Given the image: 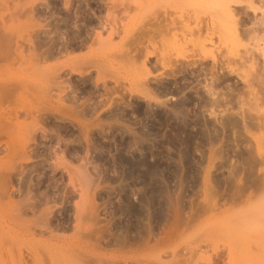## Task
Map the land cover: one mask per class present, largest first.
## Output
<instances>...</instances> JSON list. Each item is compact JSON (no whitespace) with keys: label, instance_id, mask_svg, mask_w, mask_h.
<instances>
[{"label":"bare ground","instance_id":"bare-ground-1","mask_svg":"<svg viewBox=\"0 0 264 264\" xmlns=\"http://www.w3.org/2000/svg\"><path fill=\"white\" fill-rule=\"evenodd\" d=\"M114 1H115V3H114ZM139 1L141 2V0H139ZM199 1H201V0H199ZM246 1H248V3H249L251 0L250 1L246 0ZM68 2H69V0H64L62 5L60 4L61 8L64 7V10L61 12V16L59 15L60 17L57 20H55V22L53 21V23H51L50 31L44 32L45 35H40V32L37 29H34V30L31 29L32 31L29 29V31L27 33L25 32L26 34L24 33L25 35H23V36H21V35L14 36L15 39L13 40V35H11L12 31H11V33L8 32L7 30H9V29H7V26H6L7 30H5V28L3 26L4 24L0 23V66L3 64V62L7 58H9L8 56H9V54H11V52H10L11 49L12 50L16 49L18 51H21V49H17L18 48L17 43H18V37H19V38H22V40L28 41V43H29V44H27V51L29 52V54L26 51L27 53H25V55L26 54L27 55L24 58V57H22L23 55L20 52L22 55L20 57L22 60L21 62H23V61L26 62V64H27L26 67H27V69H29L28 71H32L29 74L27 73L28 75L25 76V79L22 78L21 80H18V81L13 80V82L11 81V79H8L9 77L6 78L4 76V74L1 73V75H0V77H4L2 80H0V139L2 137H6V135L9 133L8 128H9V124H10L11 120H10V115L7 114L6 110L11 107L10 103H8V100L10 99V97L13 96L14 92L22 91L23 93L22 92L21 93L25 94L28 99L33 98V95H34V97H36L35 100L39 98L37 100V102L40 101L39 103H37V102L35 103V104H38L35 107L30 108V109H26V110L24 109L25 111L23 114L26 116L28 115L29 117H27V118H30L31 121L29 122V124H27V125L25 124V126H24V128L26 127L27 130L26 129L24 130L25 134L24 133L23 134L25 136L23 135L24 139L20 142V144L17 143L18 145H16V144L11 145L9 142H3L1 144L0 149H1V151H5V149H8L9 157H10V155L12 156V154L14 155L17 152L19 155H21L20 153L23 152L22 148L27 147V144H29L28 142L34 140V136H36L35 130L39 129L36 126L37 123L40 122V123H42L41 125L45 124L48 126L49 124H51V125L55 126V132L60 135L61 132L64 131V128H65V127L62 128L61 124H63V123H61V122H63V120H65V119H68V122H69V119H71V120H75L77 122L82 123L83 129H82L81 134L83 136H85L86 129L89 128L90 125L95 124V125H99L101 127L104 125L107 129H110V130L114 129L113 135L115 133H117L119 135L118 137H120V139L122 141V145L126 149L133 150L131 148H133L134 146L139 147L138 153H140V154L137 155V157L134 158L133 160H129V162L126 161V163H127L126 165L120 164L121 166L119 167L118 170H115V172H116L115 174H113V175L112 174L107 175L106 173L104 174L105 169H103L104 172L101 171L98 175V179L101 178L100 181H103L104 183H109L110 181L115 182L113 185H111V187L109 186L111 193L108 192L105 195V202L108 203L110 206V204L112 202L109 201L108 199L111 197L112 194L115 197H117V200L119 201L118 204H116V206H114L110 210V212L108 214L109 216L106 219H104V222H103V220H100L99 215L97 214V206L94 203L91 204L90 207L88 206L89 209H88V207L86 208L87 205L84 203L83 204L86 206H84V205L82 206V204H80V203L79 204L75 203L76 208L74 207L75 208V217H76L75 221H77L76 222L77 228L79 225H81L82 220H83L82 224L85 223L84 219L88 220V221H86L87 223L89 221L91 223H90V225H88L89 230L87 231L86 234H84V237H86V244L88 245V250L84 253H70L71 256L73 257V261L75 259H76L75 261L78 260L77 262H75L78 264H108V263L110 264L111 262H113V259H103L102 258L103 254L101 251L104 248L113 247L118 252H123V251H127V252L129 251L130 252L132 250L137 251L139 249H143V250L149 249V250H157L158 251V249L166 247L167 243L170 241V238H172L171 234L173 232L177 231L178 229L181 230L182 228H184V229L188 228L190 225L192 226V223H194V221L199 219V216H200L199 213L200 212L206 211L207 209L213 210L214 209L213 207L217 205V198L219 196L222 197V199H232L233 200L232 203H237L236 201H238L241 198V196L244 194V192H245V190L249 184H250L249 186H252L254 184L259 183L258 180H255V177L251 178L252 177L251 176L250 178L252 180L253 179L254 180L252 181L248 177L249 181L251 182L248 184V178H246L245 176H244V178H242L243 176L242 177L239 176L240 171L242 173L241 164L245 163L244 164L245 166L248 165L249 163L247 162L248 160L246 161V159H247V157L251 158L252 155L249 156L247 154V151L246 152L243 150L235 151L233 149V147L238 145L237 143L234 144L235 141L242 142L243 140H245V138L243 136L244 134L242 132L248 126H253L252 120L254 117H252L251 115H247V114L243 113L244 114L242 116L243 122L241 121L239 123V121L237 120L236 117L234 118V117H230V116H225V117L220 118V121L217 122L218 124L215 123L216 120L214 117V111L218 110L217 107L223 105L222 104V98H220L219 94L216 92L215 89L219 84H221L223 81H225L228 78L226 73L225 74H222V73L219 74L218 71L216 70V68L217 69L220 68L223 65V63L227 61L226 63L228 64L230 69L227 66L226 67L231 72V70H232L231 68H233V66L235 64H239V62H236L237 60L235 61L231 56H229V57H231L230 59H228L229 58L228 56H227L228 58H226L227 54L230 55L229 53H231V51L234 52V50H236V49L230 50L231 49L230 47H228V48H230L229 51H227L228 48L226 50L223 49L227 52V54H224L225 55L224 56L223 55L224 51H222L221 48L217 47V45H220V44L223 45L224 40L220 41L223 37H225L224 38L225 40H230L229 38L231 37V40L234 39L233 42H236L237 38H239L240 36H243L242 38L245 37V39H247L246 38L247 35L248 36L250 35L252 37L251 40L255 39L256 37L253 38L254 35H252V33L249 32L250 30L248 31V29H245V28H247V26H245V22H247V20H248V19L246 20L247 16H245L246 11L243 9V7L241 5L238 4V3L242 2V0H204V1L202 0V2H199L200 4H202L201 8L203 7V5H205V7H203L204 9L207 8V6H206V3H207L210 6V7H208V11L211 8V6H212V8L215 7V10L218 9L217 12L219 10H221V12L219 11L221 13L220 14L221 16L219 15L220 17H218V15H217L219 12L217 13L214 11L215 16H214V14L211 15L214 12L209 11L210 12L209 14H208V12H206L208 14V17L206 20H205L206 16L205 17L202 16L203 18H201L200 17L201 11H199V14H198V10H195L194 8L191 9L192 11L190 10L193 13H190L189 10H187V11L185 10L186 11L185 12L183 10L184 8L182 9V11H183L182 12L180 10V7H179L181 5V2H182L181 0H144L143 1L144 4L141 2V4H143V6H141L142 7L141 9H143V8L144 9L143 10L138 9L139 12L140 11H142V12L140 14L137 13L138 16L136 13H135L136 15H134L133 17L129 16L128 19L133 18L130 20L131 22H129V20H127L129 23L126 21L127 24H125V23H124V25L119 24V26L121 25L120 27L117 26V22H116L118 20V18H117V15L119 14L118 10H120L121 7H122V9L128 8V10L125 9L128 12L129 9H131V8H129L130 7V4H129L130 0H129V2L125 1L126 6H125L124 2H122V3H124V5L122 3H121L122 5H121L119 0H113L111 5L108 7H105L108 4L105 5L104 0H75L74 6H73L74 10H72L73 12H70V11L66 12L67 10H65V8L67 7ZM183 2H184V0H183ZM188 2L189 1H187V3ZM89 3L91 6H94L93 11H94V8L98 12L103 11L104 7H105L104 9L107 8V10H105L106 13H105L104 21L100 19V15H98V14L96 16L94 15L95 18L91 17L87 14L86 10H87V6H89ZM132 3L134 5L135 2H132ZM138 3L136 2V5ZM156 3H158L159 6L158 5L153 6V4L155 5ZM233 3H236V4H233ZM119 4L121 5V7ZM128 4H129V6H128ZM118 5H119V7H118ZM138 6H137V8L140 7V6L139 7ZM152 6L156 7V8L159 7V9L155 8L154 9L155 11H154ZM231 6L234 7V10L230 8ZM175 7H179L178 8L179 11ZM168 8L169 9L175 8V9H177V11L179 13L176 12L177 16H174L172 14H175V13L170 12L168 10ZM125 10H122V11L120 10V11L125 12ZM160 10H162V11H160ZM194 10L197 13H195ZM213 10H214V8H213ZM150 11H152V12H150ZM28 12H30V13H28ZM27 13L29 14L28 15L29 17L28 18L26 17L27 20L28 19L30 20V16L38 18L41 15L40 10H37V9H32V10L30 9V10L26 11V15H27ZM13 16H16V15H13ZM46 20H48V19H46ZM28 21H27V23H28ZM32 21L33 20H31L29 22H32ZM105 21L109 22V24H107L108 25L107 30H106L107 33L105 36L103 35L104 36L103 37L100 30L102 29V31H103V28L105 29V26H103V24H105L104 23ZM255 23H253V24H255ZM257 23H260V22L257 21ZM31 25L34 26L36 24L32 23ZM47 25H49V24H47ZM222 26H225V27L227 26V27L226 28L225 27L220 28ZM27 27L29 28V26H27ZM27 27H26V29H27ZM94 27H100L99 28L100 30L95 31ZM218 28L221 30V32H220L221 34L225 29V31H224L225 33L223 32L222 35L221 34L219 35L220 30L219 31L216 30ZM231 29H232V31H230ZM226 30L227 31L229 30V34L231 35L230 37L227 35L228 32ZM233 31H235V32H233ZM237 31H239V34L236 33ZM251 31L253 32L252 28H251ZM214 32L217 33V35ZM230 32H232V33H230ZM15 33H17V32H15ZM118 33L122 34L120 36V39H119L120 43L119 42L115 43V44H117V45H114V47L116 46V48H115L116 53L112 52V53H114V55H112V56L116 57L120 61V63L130 65V68H133V66H134L133 70L137 69L136 71L134 70L135 76H134V79L131 80L133 83H131L129 81L130 82L129 87L127 86L128 89H126L125 91L127 94H136L138 96H141L142 98H144V102L139 103V104L135 103L134 105H131V102L125 100L120 104L122 106V104L125 103L126 105L131 106V108H129L128 112L124 108L119 107L116 104V106L112 110H110L109 112H106V113L101 112L102 114H97L98 110L101 107H103L110 100L113 99L112 96L114 94L119 93L120 99L122 100L123 99V93L121 90H124V89H122V88H121V90L119 89L120 85H119L118 76L119 77H121V76L119 74H117L116 71H114L115 69L113 70V68L111 67V64L105 63L106 64V66H105V64L103 62L101 63L100 61H98L95 58V56L93 55L94 52H93V50L90 49V47L93 44H94L93 46L96 45V47H98L100 45H102V47H103V45H105V44L106 45L108 44V46L112 45L113 44L111 41L112 36H114L115 34L117 35ZM213 33L217 36L216 41L219 42L216 46H214V44H212L213 41H210L212 39L211 37L215 36V35L211 36V34H213ZM233 33L235 35H232ZM17 34H19V33H17ZM91 35H94V36H91ZM236 35L237 36L240 35V36L236 37ZM221 36H223V37L221 38ZM232 36H235L236 39H235V37H232ZM219 37H220V39H219ZM170 38H172L171 41L175 40L174 42H171V44L173 45L172 48L175 45L178 46V47H174L173 50H171L172 49L171 47H169V50L166 49V48H168L167 45L169 44L168 42H169ZM175 38L176 39L179 38L178 40L180 42L178 40H177L178 41L177 42ZM165 39H167L168 44L166 43V41H164ZM249 39H250V37H248L247 41ZM205 40L206 41L209 40L208 41V42H210L209 44L210 45L212 44L213 46L207 47L205 44V42H206ZM204 45H205V47H207L208 49L210 48L211 50L204 48ZM108 46H107V48L111 49V46H109V47ZM117 46H118V48H117ZM226 46H225V48H226ZM212 47L218 48V49L217 48L215 49L216 51L218 50V54H219V49H220L222 56H221V54H219V55L217 53L215 54L214 52H216V51L214 49H213L214 50L213 51ZM84 48L89 49V51L82 52V53L77 54V55L74 54L77 51H81ZM249 48L250 47L245 48V50H243L244 53H246L247 51H250ZM165 49H166L168 55H167V53H165L166 52ZM174 49H176L175 55L173 54V56H171V57L175 58V56H176V58L171 59L169 54L172 55V53H174V52H171V51H175ZM246 49H248V50L246 51ZM152 53H154V55L156 53L157 56L156 55L155 56L157 58L154 57L156 59V60L153 59L154 64L152 62L153 65L151 64V66H148V64H147L149 62L148 59L152 58V55H153ZM244 53H241V54H244ZM246 54H248L249 56L252 55V54L250 55L249 52H247ZM246 54L243 55L245 58L244 60L246 61V58H247V61H249L251 59V57H249L250 58L249 59L248 55H246ZM16 55H18V54H16ZM55 55L63 56L64 58H62V60H60L59 62L57 61L56 63L48 65L46 63V61L52 59ZM217 55L219 57H217ZM220 56H221V58H220ZM223 56H224V58H222ZM20 57L18 55L17 58L19 59ZM145 57L148 58L147 59L148 61L145 59ZM180 57H182L183 59H186V60H182V59L178 60L177 58H180ZM209 57L212 60V61L211 60L209 61V62H211L210 65H208L207 67L205 65H203L204 67H202V71H200V72L203 74H205V72H208L210 75L209 76L210 81H208L207 84H204L202 86V88L204 87V89H201L200 86L202 84L201 85L198 84L200 82L198 80V77L200 78L201 73L195 72L194 69H193L194 72H191L192 69L191 70L189 69L190 71H188V68L191 67L190 66L191 64H192L191 68L196 67V65H197V67H199V65H201V63H203V59L204 58L207 59ZM239 57L242 58V56H239ZM218 58L221 59V61L218 60ZM222 59H224V60H222ZM226 59H228V60H226ZM231 59L233 62H236L235 64H232L233 66L231 65L232 67H230V65H229V64H231L230 63ZM155 61H156V64H155ZM242 61H243V58H242ZM242 61H240V64H239L240 66H243V64H245V61L244 62H242ZM250 61H252V60H250ZM18 62H20V59L18 60ZM184 62L186 64H187V62L190 63V64H187V67L188 66L189 67L186 69L184 68L186 66V64ZM183 63L185 64L184 66H183ZM249 63H250L249 67L251 68L253 66V63L252 62H249ZM15 64H17V63H15ZM15 64H13V65H15ZM36 64H38V65L35 66ZM103 64H104V66H103ZM193 64H195V66H193ZM135 65L138 68H135ZM158 65L160 68H163L162 74L166 76L165 77L166 80L165 81H162V79L161 80L158 79L157 81L154 80L153 81L154 86L150 87L149 86L150 78H146V76H148L151 73V71H150L151 68H154L155 66L157 67ZM38 66H40L41 68ZM110 67H111V69H110ZM235 67L238 70L237 65H235ZM235 67L233 68L234 71H236ZM249 67L245 66L244 69L242 67V70L243 71L245 70L242 73H244L245 75L242 74V75H240V77L242 76L243 80L246 82V79H244V78H246L247 74L249 73L248 76L251 75L252 77L249 78L247 82H251L250 84H253V85H255V83H256L257 84L256 86H260V84H262L264 82L263 81L264 76H262L263 71L260 72V70L255 69L256 71L252 73L251 71H249V69H250ZM92 68L95 69L94 76L91 74ZM252 68H254V67H252ZM35 70H36V72H33ZM233 70H232V72H233ZM240 70H241V67H240ZM138 71L140 73L137 75ZM247 71H248V73H247ZM112 72H114V73H112ZM131 74H129V75H131ZM155 75H157V73ZM263 75H264V73H263ZM75 76L77 77V79H75L76 78ZM91 76L93 77L92 81H90ZM258 76H262V77L258 78ZM11 77H13V76H11ZM109 77L114 82V85L110 86V87H106V84H105L106 79L105 78H109ZM126 77L127 76H125V78ZM135 77H137L136 81H135ZM250 79H251V81H249ZM100 80L103 83V88H101L99 86V84L97 83ZM253 80H256V82ZM258 82H261V83H258ZM186 84H190V85H186ZM197 84H198V86L200 85L199 86L200 88L197 86ZM248 85H249V83H248ZM253 85H251L250 87L253 88L254 87ZM252 88H250V89H252ZM189 89H191V90H189ZM259 90L260 89H258V92H259ZM51 91H53V93L55 95L57 94V96L55 97V95H53V93H51ZM33 92H36V93L33 94ZM252 92L253 91H251V93ZM258 92L256 90L254 92V94L256 95V93H258ZM21 93H20V95H21ZM254 94H252V95H254ZM164 95H168V96L170 95V97H172V100H173L172 104L167 109L160 107L161 106L160 104H165L163 100H160V103L159 102L157 103L158 96L162 97ZM51 96H53V98H55V99L53 100V98ZM168 96H166V97H168ZM226 97L228 98L229 102H232V99H234L232 97V95H230V94L226 95ZM255 97L259 98L258 96H255ZM49 98H51L52 100H50ZM260 98H261V96H260ZM159 99H160V97H159ZM24 100H26V98H24ZM235 100H237V99H235ZM31 101L32 100H30V102ZM23 102H25V101H23ZM26 102H28V101H26ZM114 102H116V101H114ZM5 103H7V104H5ZM28 106L31 107L30 105H28ZM205 107H207V109H208V114L206 116H204L202 113V108H205ZM12 112H14V111H12ZM15 113H13V114H15ZM51 119H53V120H51ZM258 122L259 121H257V123ZM190 124L192 125L191 129L189 128ZM263 124L264 123H262L260 125L261 128L263 127ZM165 126H169L168 128H170V126H171V130H173L175 132V135L163 134L164 132L162 131V129ZM257 127H258V125H257ZM258 130H260V129H257V131ZM41 132H44V131H41ZM178 132L183 133L182 141L186 142V146L191 145V139L194 136L200 137V139H202L206 143V146L208 145L207 146L209 149L208 152L210 151V153H212L211 154V155H213L212 157L217 156L218 158L222 159V161H220L221 167H223V165H225V167L230 166V168H231V169H229V172H228L229 176H227V177H225V176H215V177L211 176L209 178V177H206V175L209 176V174H206L207 172H205V174H206V175H204V177H205L204 181L205 182L202 181L204 183L203 186L205 185L204 186V192H207L205 194V202L203 203V205H200L198 203H196L198 205H193L191 203L187 214L184 213L186 215L182 214V211H181L182 205H180L178 203L179 200L178 201L176 200L177 202L173 201V203L170 202V195H169V192L167 189V179L165 178L164 175H162V171H160V169L158 170V168H157L158 167L157 164L160 163V160L165 158V154L163 153L161 156L164 158H160V160H158V161L152 159L153 161L151 162L150 159H147L148 156L149 157L151 156L150 152L152 151V147L155 146L154 145L155 139L162 141V143L165 147L166 141L176 142L179 139L177 137ZM250 133H251V130H250ZM259 134H261V133H259ZM262 138H264V136ZM113 141H115V140H113ZM223 141L225 142V144L222 143V144L217 145L218 143H221ZM29 147H31V146H29ZM29 147H27V148H29ZM229 149L234 152L233 158L235 160L234 159L233 160L236 161L237 163H239L240 167L236 166L234 164L235 162L232 163L233 161H231L229 156H223L225 153L224 154H222V153L225 150L228 151ZM19 151H20V153H19ZM76 151H77V149H76ZM193 152H194V150H193ZM160 153H159V156H160ZM127 154H128V152H127ZM8 155H7V157H8ZM27 157H29V156H27ZM262 159H261L260 163H262ZM103 161H104V159H103ZM113 161H115V160H113ZM6 162H7V164L3 165L2 169L0 170V188L2 187V190L0 189V191H1L0 195H3V196H4V193H6L8 191L7 190L8 185H9L8 182L10 180L9 170H11V168L14 165V164H11L12 162L8 163L7 160H6ZM244 165H243V167H244ZM111 171H112V169H111ZM72 173L70 172L69 174H67L69 177L67 176L66 178H69V181H70L72 179V176H75L74 178H76L78 180L77 182H79V186H80L79 188L81 189L80 191H82V189H83V191L85 190V192H87L86 189H88V191L90 192L89 189L94 190L98 186V182H92V177L85 170L84 165L78 172H76L77 174L76 173L72 174ZM75 174L77 175V177ZM176 177H178V176H176ZM29 180H30L29 178L26 180L28 182V185L26 184L25 188L23 189V191H24L23 194H24L25 199L23 200V202L21 201L22 203L19 202L20 204L15 206L13 208V210H14V212H18V213H20V211H21V213L23 211L25 213L29 210L32 213L33 218L29 219V226L27 228H31L28 230H32L31 232L33 235L36 232V230H35L36 227L37 228L39 227L41 229L42 228L43 229L44 228H46V229L50 228L52 220H51V216L49 217V215L51 213V206H49V202L50 201L56 202L57 197L54 198V195L48 196L46 193H44V191H37L38 190L37 187L32 189V187L29 185ZM69 183H73V180H71ZM135 184L138 185V193L136 195L137 199L136 200H133V199L130 200L129 196H128V192L132 193V186ZM90 185H92V187L89 188ZM108 185H110V183ZM55 186H56V184H55ZM259 186H261V185H259ZM5 189L7 191H5ZM65 189L66 188H62L60 190L61 194L58 195V200H59V198H62V196L65 195V193H66V191H64ZM106 191H107V188H106ZM30 193H33V194H30ZM29 194H30V196H29ZM67 194H68V192H67ZM7 195H5V196H7ZM249 196H250V194H249ZM2 198H4V197H2ZM156 199H157V201H155ZM62 200H61V203H62ZM66 202H68V201L66 200ZM154 204H158V207H159L158 216L154 215L152 212ZM62 206H63V204H62ZM87 209H88V211H87ZM68 210H69V207H68L67 211ZM86 212H88V213L86 214ZM65 215H67V214H65ZM157 218H158V221H157ZM76 226H74V227H76ZM157 228L159 229V232L156 230ZM50 229H52V228H50ZM38 230L39 229H37V231ZM49 231H51V230H49ZM29 234H30V232H29ZM77 234H79V233H77ZM174 235H175V233H174ZM50 237L51 236H49V238H47V239H50ZM55 237H57V236H55ZM81 237H82V235H81ZM58 239H61V238H58ZM62 239H64V238H62ZM80 239H81L80 237H76V240H80ZM46 241H48V240H46ZM207 241H209V240H207ZM70 242H69V245L71 248L72 247L71 245H74L73 244L74 241H72L71 243ZM60 245H61V243H60ZM194 247H196V246H194ZM136 248H137V250H135ZM36 250H37V248L34 249V251H33V249L30 250V252L33 251V252H31L32 254L30 257L31 259H33L32 257H34L33 260H35V258L37 256H39V253H36ZM186 250H187V252H194V251H196V248L194 251H192L193 247H192V250H190L188 248ZM212 250H211V252H212ZM227 252H228V250H227ZM33 253L36 255H34ZM159 253H160V251H159ZM219 253L220 252L216 253V255L217 254L219 255ZM187 254H189V253H186V256L185 255L180 256V254H179V256L177 257V255L175 253V255L177 257V258H175L176 264H191V259H192L194 253L192 255H191V253L189 255H187ZM196 254H198V253H196ZM206 254H207L208 258L211 259L210 255H208L207 252H206ZM172 256H174V253L172 254ZM199 257H202V256L199 255ZM203 257H205V256L203 255ZM213 257H215V256H213ZM160 258L157 256V258L155 257V260L157 259L156 260L157 262L156 261H151V262L146 261V263H144V264H171V260L169 261L170 258H168V261H166V259L160 260ZM37 259L35 260L36 263H37V261H39V258H37ZM128 259H129L128 256L127 257L123 256L122 262L120 264H129L128 261L132 260V259H129V260ZM196 259H197V257H196ZM210 259L206 260L208 262L206 264H209L210 262L213 264L214 261L212 260L213 261L212 262V261H210ZM153 260H154V258H153ZM40 261H41V259H40ZM44 261H45V259H43V262ZM50 261H51V259H50ZM46 262L48 263V259L46 260ZM46 262L45 263L41 262V264H46ZM138 262H139V260L136 261V259H135L134 264H141L142 263V262L141 263L140 262L138 263ZM203 262H204V260H203ZM36 263H34V264H36ZM228 263L230 264V262H228ZM37 264H39V263H37ZM193 264H195V263H193Z\"/></svg>","mask_w":264,"mask_h":264},{"label":"rangeland","instance_id":"rangeland-1","mask_svg":"<svg viewBox=\"0 0 264 264\" xmlns=\"http://www.w3.org/2000/svg\"><path fill=\"white\" fill-rule=\"evenodd\" d=\"M104 1H105L104 2L105 5L108 4L106 6L104 5L105 7L110 6L111 3L113 2V0L112 1L111 0H104ZM125 1L129 2V0H119L120 4L122 2L125 3ZM143 1L144 0H141L142 3H143ZM181 1H182L181 5L183 6V7L181 5L179 6L181 11L183 8H184L183 9L184 11L185 10L190 11L192 8H194L195 10H198V14H199V11H201L200 12L201 18L206 16L205 20L207 19L208 14L210 12H214V11L217 12V10H218L217 8H216L217 10H215V7H213L214 8V10H213V8L211 6L212 9L210 8L209 9L210 12H209L208 7H210V6L207 3H206L207 8L204 9L203 7H205V5H203V7H202L203 9H202L201 8L202 4L199 3V2H202V0L201 1H199V0H187V1H189L188 3L186 0H184V2H183V0H181ZM63 2H64V0H0V23L4 24L3 26H4L5 30L9 29V30H7L8 32L11 33V31H12L11 35H13V40L15 39L14 36H16V35L23 36L29 31V29L30 30L31 29H33V30L37 29L40 32V35H45L44 32L50 31L51 23H53V21L55 22V20H57L61 16V12L64 10V7L61 8V5ZM74 2H75V0H71V1L69 0L67 7L65 6L66 7L65 10H67L66 12H69V11L73 12L72 10H74V7H73ZM130 2H129V4H130L129 8H131V9H129L128 12L126 11V10H128V8H125L126 9L125 10V9H122V7H121L122 4L124 5V3H122L121 5L119 4L121 7L120 10L121 11L125 10V12L123 11L124 12L123 13L120 10H118L119 11V14L117 15L118 20L116 21L117 26H119V24H121V25H124V23L127 24V22H128L127 20H129V22H131L130 20L133 18L128 19L129 16L133 17L137 13L140 14L142 11L139 12V10L144 9V8L141 9L142 8L141 6H143L144 3L141 4V2L139 0H130ZM132 2H135L134 5ZM136 2L137 3L139 2V3L136 5ZM114 3H115V1H114ZM129 4H128V6H129ZM233 4H236V3H233ZM238 4L241 5L243 7V9L246 11L245 16H247L246 20L247 19L248 20H247V22H245V26H247V28H245V27L244 28L248 29V31L250 30L249 32H251L252 35H254L253 38L254 37H256V38L251 40L252 37L250 35L249 36L247 35V37H246L247 39H248V37H250V39L247 41V39H245V37L242 38L243 36H240V35L237 36L236 35V37L240 36L239 38H237L238 41L236 40V42H237L236 43V42H233L234 39L231 40V37H230L231 35L229 34V30L228 31L226 30L228 32L227 35L230 37L229 38L230 40H225L224 39L225 37L221 36V38L222 37L223 38L220 41L224 40L223 41L224 46L222 44H220L221 46L217 45L219 42L216 41L217 40V38H216L217 33H215L216 31L214 32L216 35L214 33L211 34V36H213V35H215V36L211 37L212 39L210 41H213V43L212 42L211 43L214 44V46L217 45V47L221 48L222 51H224L223 55L227 54V52L225 50L228 47H230L231 49L228 48L227 51H229V49L230 50L236 49V50H234V52L231 51V53H229L230 55L227 54L226 58L231 56L235 61L237 60L236 62H239V64H240V61H242V58H243L242 62L245 61L244 60L245 58L243 55L246 54L247 52H249V54L250 55L252 54L253 56L252 55L249 56L248 54H246V55H248V58L251 57V59L250 58L249 59L252 61H250L249 59H248L249 61H247V58H246L247 62L245 61V64H243V66H240L239 64H235L236 62H233L231 59L230 60L231 64H229L230 67L233 66L232 64H235V65H237L238 70L236 69V67L234 65L233 68L235 67L236 71H234L233 68H231L233 70V72H232V70L230 72L229 71L230 68H229L228 64L226 63L227 62L226 60L231 58V57H229L228 59L225 60L226 62L223 63V65H222L223 67L221 66L218 69L216 68V70L218 71L219 74H221V73L225 74L226 73L228 78L225 81H223L221 84H219L215 89L216 92L219 94L220 98H222V104L223 105L217 107L218 110H215L216 112L214 111V117L216 120L215 121L216 124H218L217 122L220 121L221 117H225V116H230V117H234V118L236 117L237 120L239 121V123L242 121V116L244 115L243 113H245L247 115H251L252 117H254L252 120L253 124L251 123L253 126H248L242 132L244 134L243 136H244L245 140H243L242 142L235 141L234 144L237 143L238 145L233 147V149L235 151H239V150H243L245 152L247 151V154L249 156L252 155V157H253V158L247 157L246 161L248 160L247 161L249 163L248 165L245 166L244 165L245 163L241 164L242 173L240 171L239 176L240 177L243 176L242 178H244V176L246 178H248V177L250 178L251 176H252L251 178L255 177V180H258L259 183L254 184L252 186H249L250 185L249 183H251V182L249 181V178H248V184H249L247 186L248 189L246 188V190H245L244 194L241 196V198L238 201H236L237 203H232V201H233L232 199H222V197L219 196L217 198V205L213 207L214 209L212 208L213 210L207 209L206 211L200 212L199 213L200 214L199 219L194 221V223H192V226L190 225L191 227L189 226L188 228H185V229L182 228L181 230L178 229L177 231L173 232L171 234L172 238H170V241L167 243L168 246L166 245V247L160 248V249H158V251L157 250H149V249L148 250L144 249L145 250L144 251L143 249L137 250V248H136L135 250H137V251L132 250L130 252L129 251L128 252L127 251L118 252L113 247L104 248L101 251L103 254L102 258L103 259H113V262H111L112 264H120L122 262L123 256L124 257L128 256L129 259H132V260L128 259L129 264H134L135 259H136V261L139 260L140 263L142 262L141 264L146 263V261H148V262L149 261L150 262L156 261L157 259L155 260V257L157 258V256L159 258L161 257L160 260L166 259V261H168V258H170L169 261L171 260V264H173L174 262H175L174 264H176L175 258H177L179 256V254H180V256L181 255L186 256V253H189V254L191 253V255L194 253L193 257L191 259V264H193V263H195V264H206V263H208L206 260L210 259V258H208L206 252L211 257L210 261H212V260L214 261V262L212 261L213 264L214 263L215 264H229L228 262H230V264H264V138H262L264 136V134H263L264 133V131H263L264 130V128H263L264 124H263L262 128L260 126L262 123H264V84H263L264 82L262 84H260V86H256L257 85L256 83H255V85H253V84H250L251 82H247L248 79L252 77L251 75L248 76L249 75L248 71H247V73H248L247 77L245 76L246 78H244V79H246L247 83L243 80L242 76L240 77V75L244 74L242 72L245 71V70L244 71L242 70V67H243V69L245 68V66L249 67L250 66L249 62H252L253 66L252 65L251 66L254 67V68L249 67L250 68L249 71H251L253 73L256 70H260V72L263 71V73H264V0H251L249 3L246 0H242V2H240ZM119 5H118V7H119ZM156 5L159 6L158 3H156L155 5L153 4V6H156ZM125 6H126V3H125ZM137 6L139 8H137ZM153 6H152V8L154 10L156 7H153ZM93 7L94 6H91L89 3V6H87V10H86L87 14L91 17H94V18L98 14V15H100V19L104 21L105 13H106L105 10H107V8L104 9L105 8L104 7L103 11H101L102 12L101 13V12H98L95 8L93 11ZM179 7H175V8L178 9ZM175 8H171V9L168 8V10L172 13H175L172 15L177 16V13H179L178 12L179 9L177 11V9H175ZM230 8L234 10L233 6H231ZM30 9L31 10L32 9L40 10V14H41L38 18L30 16V20L29 19L28 20L29 21L33 20L32 22H29L27 20V18L29 17L28 13H30V12H28L26 15V11H28ZM156 9H159V7ZM195 10H194V12L197 13ZM152 11H150V12H152ZM160 11H162V10H160ZM191 11H190V13H193ZM219 11L221 12V10H219ZM206 12H208V14ZM215 12L212 13L211 15L214 14V16H215ZM220 12L217 14L218 17L221 16ZM138 14H137V16H138ZM13 15H16V16H13ZM46 19H48V20H46ZM27 21H28V23H27ZM257 21L260 23H257ZM32 23H34L36 25L32 26L31 25ZM104 23L105 24H103V26H105V29L103 28V31H102V29L101 30L99 29L100 27H94L95 31H97V30L101 31L102 36L106 35V33H107L106 30H107V26H108L107 24H109V22L105 21ZM253 23H255V24H253ZM47 24H49L50 26ZM6 26H7V29H6ZM27 26H29V28ZM26 27H27V29H26ZM224 27L225 26H222L220 28H224ZM251 28L253 29V32L251 31ZM216 30L219 31L220 29L218 28ZM224 31H225V29H224ZM230 31H232V29ZM15 32H17L19 34L15 33ZM220 32H221V30L219 31V35L221 34ZM223 32H222V34H223ZM233 32H235V31H233ZM230 33H232V32H230ZM236 33L239 34V31H237ZM117 35L115 34L114 36H112L111 41L113 44L109 45V46H111V49L107 48L108 44L107 45L105 44L106 46L103 45V47H102V45H100L101 47L100 46L96 47V45L93 46L94 45L93 44L90 47V49L93 50V52H94L93 55L95 56V58L98 61H100L101 63L103 62L104 64L105 63L111 64V67L113 68V70L115 69L114 71H116L117 74H119L121 76V77L118 76L119 85H120L119 89L120 90H121V88L124 89V90H121L123 93V99L122 100L120 99L119 93L114 94L112 96L113 99L110 100L106 105L101 107L98 110L97 114H102L101 112H103V113L109 112L110 110H112L116 106V104L119 107L124 108L128 112L129 108H131V106L126 105L125 103H123L122 106L120 104L125 100L131 102V105H134L135 103L139 104V103L144 102V98H142L141 96H138L136 94H127L125 91L126 89H128L130 82L133 83L131 80L134 79V76H135L134 72L137 69L136 70L134 69L135 70L134 71L133 70L134 66H133V68H130V65L120 63V61L116 57L112 56V55H114V53H112V52H115V48H116V46L114 47V45H117L115 43L119 42L120 36L122 34L118 33ZM232 35H235V34L233 33ZM91 36H94V35H91ZM232 37H235V36H232ZM236 37H235V39H236ZM171 39L172 38H170L169 42L167 41V39L164 40V41H166V43L167 42L169 43V44L167 43L168 45L166 44L168 47L166 49H168V50H169V47L172 48V46H173L171 44V42L175 41V40L171 41ZM178 39H176V41ZM219 39H220V37H219ZM208 41L209 40H207L205 42L206 46L207 47L213 46L212 44L210 45L209 44L210 42H208ZM27 44H29L28 41L22 40V38L18 37V43H17L18 48L17 49H21V51H18L16 49H14V50L11 49V51H10L11 54H9V56H8L9 58H7L5 61L3 60L4 62L2 61L3 64L0 66V75H1V73L4 74V76L6 78L9 77L8 79H11V81L13 82V80L18 81V80H21L22 78L25 79V76L28 75L30 72H32V71H28L29 69H27V67H26V65H27L26 62L25 61L21 62L22 60L20 57L23 55L22 57L25 58V56L27 55V54L25 55V53L28 52L27 51ZM225 46H226V48H225ZM174 47H178V46L175 45ZM207 47H205V45H204V48L208 49ZM248 47H250L249 48L250 51H247L248 49H246L247 52L244 53L243 50H245V48H248ZM117 48H118V46H117ZM173 48L171 50H173ZM216 48L212 47V50L213 49L215 50ZM84 49H82L83 51L82 50L77 51V52L75 51L76 53H74V52L73 53L77 55V54H80L82 52L89 51V49H85V50ZM166 49H165V51H166ZM223 49H225V50H223ZM174 50L175 51H171V52H174V53H172V55L169 54L170 57L173 56V54L175 55L176 49H174ZM208 50H211V49L209 48ZM20 52L22 53V55ZM165 53H167V51ZM214 53L218 54V50ZM241 53H244V54H241ZM16 54L19 55V57H20L19 59H20L21 63L18 62L19 59L17 58L18 55H16ZM28 54H29V52H28ZM152 54L153 55H152L151 59H148L145 57V59L146 60L148 59L150 62V63L149 62L147 63L148 66H151L152 62L154 60H156L154 57H156L157 54L155 53L156 56L154 55V53H152ZM219 54H221L220 49H219ZM167 55H168V53H167ZM218 55H217V57H219ZM221 56H222V54H221ZM221 56H220V58H221ZM224 56L222 58H224ZM239 56H242V58ZM62 58H64V57L59 56V55H55L52 59L47 60L46 63L48 65L49 64L51 65L53 63H56L57 61L59 62L60 60H62ZM175 58H176V56H175ZM175 58L171 57V59H175ZM177 59L178 60L179 59L186 60V59H183L182 57L177 58ZM204 59H203V63H201L202 66L199 65V67H197V65H196V67L191 68L192 67V64H191L190 65L191 67L188 68L189 66L187 67V64H190V63L187 62V64H186L184 62L186 64V66L184 68L185 69L188 68V71H190L192 69L191 72H194V70H195V72L201 73L200 71H202V67H204L203 65H205L207 67L211 63V62H209L211 60L210 57L205 59V60ZM218 60L221 61V59H219V58H218ZM222 60H224V59H222ZM15 63H17V64H15ZM184 63H183V66L185 65ZM13 64H15V65H13ZM104 64H103V66H104ZM153 64H154V62H153ZM155 64H156V61H155ZM37 65L38 64H36L35 66H37ZM136 65H135V68H138L137 67L138 65L137 66ZM105 66H106V64H105ZM193 66H195V64H193ZM38 67H40V66H38ZM111 67H110V69H111ZM240 67H241L242 71L240 70ZM91 71H92L91 74L94 76L95 69L92 68ZM150 71L152 74L150 73L148 76H146V78H150V81H149L150 87L154 86V82H153L154 80H156V81L158 79L159 80L162 79V81L166 80V78H165L166 76L162 74L163 68H160L159 65L157 67L155 66L154 68H151ZM33 72H36V70ZM112 73H114V72H112ZM139 73L140 72L138 71L137 75ZM156 73H157V75H155ZM263 73H262V76H264ZM129 74H131L132 76ZM202 74L203 73H201L200 78L198 77V80L200 81V82L198 81L199 82L198 84H200V85L202 84L201 86L200 85L199 86L201 87V89H204V87L202 88V86L204 84H207L208 81H210L209 80L210 75L208 72H205V74H203V75ZM11 76H13V77H11ZM125 76H127V77L125 78ZM262 76H258V78L259 77L261 78ZM3 78L4 77H0V80H2ZM90 78H91V80L90 79L89 80L92 81L93 77L91 76ZM109 78H105L106 79L105 80L106 81V83H105L106 87H110V86L114 85V82L112 81V79L111 78L109 79ZM136 78L137 77H135V81H136ZM75 79H77V77ZM249 81H251V79ZM253 81L256 82V80H253ZM97 83L99 84V86L101 88H103V83L101 80L98 81ZM248 83H249V85H248ZM258 83H261V82H258ZM198 84H197V86H198ZM186 85H190V84H186ZM251 85H253L254 87L253 88L250 87ZM249 87L252 89H250ZM258 89H260L259 92H258ZM189 90H191V89H189ZM256 90L258 93H256V95H255L254 92ZM251 91H253V92L251 93ZM21 92L22 91L14 92L13 96L10 97V99L8 100V103H10L11 107L8 108L6 110V112H7V114L10 115L11 122H10L9 128H8L9 133L6 135V137H2L0 139V147H1V144L3 142H9L11 145L12 144H16V145L20 144V142L24 139L23 137L25 136L24 130L26 129V127L24 128V126H25V124L26 125L29 124V122L31 121L30 118H27L29 116L28 115L26 116L23 113L26 109H30V108H33L36 105H38L35 103L37 102V100L39 98L35 100L36 97H34V95H33L34 99L33 98L28 99L27 96L25 94H22L23 92L22 93ZM20 93H21V95H20ZM34 93H36V92H33V94ZM51 93H53V91H51ZM228 94L232 95V97L234 98V99H232V102L228 101V98L226 97V95H228ZM252 94H254V95H252ZM53 95H55V94L53 93ZM56 96H57V94L55 95V97ZM166 96H168V95H164L162 97L158 96L159 101L157 100V103L158 102L160 103V100L164 101L165 104H160L161 105L160 107L165 108V109H167L173 102L172 97H170V95L168 97H166ZM255 96H258L259 98L255 97ZM260 96H261V98H260ZM51 97L53 98V96H51ZM159 97H160V99H159ZM24 98H26V100H24ZM49 99L52 100L51 98H49ZM54 99L55 98H53V100ZM235 99H237V100H235ZM30 100H32V101L30 102ZM23 101H25V102H23ZM26 101H28V102H26ZM114 101H116V102H114ZM39 102L40 101H38L37 103H39ZM5 104H7V103H5ZM28 105H30L31 107H29ZM12 111H14V112H12ZM13 113H15V114H13ZM202 113L204 116H206L208 114L207 107L202 108ZM51 120H53V119H51ZM257 121H259V122L257 123ZM69 122H68V119H65V120H63V122H61V123H63V124H61L62 128L63 127H65V128H64V131H62L60 135L55 132V126H53L51 124H49L48 126L43 124L44 125L43 126V125H41L42 123H40V122L37 123L36 126L39 129L35 130L36 136H34L33 141H29L28 142L29 144H27V147H29V146H31V147L22 148L23 152L20 153L21 150L19 151V153L21 155H19L17 152L16 154H14V155L12 154V156L10 155V157H9L8 149H5V151H1V149H0V170L2 169L3 165L7 164L6 160L8 161V163L12 162L11 164H14L13 167L11 168V170H9L10 180L8 182L9 185L7 184L8 185V189H7L8 191L5 189V191H7V192L4 193V196L0 195V264H34V263H36L35 260L37 258H39V261H37V263H39V264H41V262L45 263L47 259H48V263L46 262V264H78V263H75L78 260L75 261L76 260L75 259L73 261V257L71 256L70 253H84L88 250V245L86 244V237H84V234H86L87 231L89 230L88 225H90L91 222L89 221L87 223L86 221H88V220L84 219L86 224L85 223L82 224L83 223L82 222L83 220H82L81 225H79L77 228V226H76L77 221H75V219H76V217H75V208H76L75 203H77V204L80 203V204H82V206L84 204H86L87 206L84 205V206H86V208L88 206L90 207V205L94 203L97 206V214L99 215L100 220H103V222H104V219H106L109 216L108 214H109L110 210L114 206H116V204H118V202H119L117 200V197H115L113 194L108 199L109 201L112 202L110 204V206L108 203L105 202V195L111 191L110 187L115 182L110 181L109 182L110 185H108L109 183H104L103 181H100L101 178L98 179V175L101 171L102 172L105 171L104 174L106 173L107 175L108 174L109 175L115 174L116 173L115 170H118L121 165L127 164L126 161L129 162V160H133L134 158L137 157V155L140 154V153H138L139 147L134 146L133 148H131L133 150L126 149L125 147H123L122 141H121L120 137H118L119 135L117 133H115L113 135L114 129L113 130L107 129L104 125L102 127L99 125H95V124L90 125L89 128L86 129L85 136H83L81 134L82 129H83L82 123L77 122L75 120H71V119H69ZM257 125H258V127H257ZM168 127L169 126H165L162 129V131L164 133L163 132L162 133L166 134V135H168V134L169 135H175V132L173 130H171V126H170V128H168ZM191 127H192V125L190 124L189 128L191 129ZM257 129H260L261 131L260 130L257 131ZM250 130H251V133H250ZM41 131H44V132H41ZM259 133H261V134H259ZM177 137L179 139L176 142L166 141L165 147H164L162 141L155 139L154 140L155 146L152 147V151L150 152L151 156L150 157L148 156L147 159H150L151 162L153 160L158 161V160H160V158H164L161 155L163 153L165 154V158L160 160V163L157 164L158 165L157 168H158V170L160 169V171H162V175H164L165 178L167 179V189H168V192L170 195V202L173 203V201L175 202L176 200L177 201L179 200L178 203L180 205H182V210H181L182 214L186 215L188 210H189L191 203L193 205H198V204L203 205V203L205 202V194L207 192H204V186H205V185L203 186V184H204L203 182H205L204 181V178H205L204 175L209 174V176L206 175V177H209V178L211 176H213V177H215V176L227 177V176H229L228 172H229V169H231V168H230V166L225 167V165H223V167H221L220 161H222V159L218 158L217 156L212 157L213 156V155H211L212 153H210V151L208 152V150H209L207 147L208 145L206 146V143L202 139H200V137L194 136L191 139V145L190 146H186V142L182 141L183 133L178 132ZM113 140H115V141H113ZM222 143L225 144V142L223 141L221 143H218L217 145L222 144ZM76 149H77V151H76ZM193 150H194V152H193ZM127 152H128V154H127ZM159 153H160L161 157L159 156ZM222 154H224L223 156H229L231 161H233L232 163L235 162L234 164L236 166L240 167L239 166L240 164L237 163L236 161H234L235 159L233 158V154H234L233 151H231L230 149L228 151L225 150ZM7 155H8V157H7ZM27 156H29V157H27ZM103 159H104V161H103ZM254 159L255 160L257 159V160L255 161ZM261 159H262V163H260ZM113 160H115L116 162ZM83 165H84L85 170L89 173V175H91L92 182H98V186L94 190L89 189L90 192L88 191V189H86L87 192H85V190L83 191V189H82L83 192L80 191L81 189L79 188L80 187L79 182H77L78 180L76 178H74L75 176H72V179H71V180H73V183H69L71 180L69 181V178H66L68 176L67 174H69L70 172L71 173L72 172L73 173L78 172L83 167ZM243 165H244V167H243ZM103 169H105V170L103 171ZM111 169H112V171H111ZM205 172H207V173L205 174ZM176 176H178V177H176ZM76 177H77V175H76ZM28 178L30 179L29 185L32 187V189L37 187V189H38L37 191H44V193H46L48 196L54 195V198L57 197L56 202H52V201L49 202V206H51V213H50L49 217L51 216V220H52L50 228H52V229L44 228L45 229L44 230L43 228L41 229L39 227L38 228L36 227V229H35L36 232L33 235L31 232L32 230H28L31 228H27L29 226V219L33 218L32 213L28 210L25 213H24V211L22 213L20 211V213H21L20 214L18 212H14V210H13V208L15 206L22 203L23 200L25 199L24 194H23L24 193L23 189L25 188L26 184L28 185V182L26 181ZM55 184H56V186H55ZM259 185H261V186H259ZM90 187H92V185H90L89 188ZM62 188H66L64 190V191H66V193L64 196H62V198H59V200H58V195L61 194L60 190ZM106 188H107V191H106ZM0 189L2 190V187ZM67 192H68V194H67ZM132 193L128 192L129 199L130 200H132V199L136 200L137 199L136 195L138 193V185L137 184L132 186ZM30 194H33V193H30ZM30 194H29V196H30ZM249 194L251 197L249 196ZM5 195H7V196H5ZM2 197H4V198H2ZM61 200H62V203H61ZM66 200L68 202H66ZM155 201H157V199ZM196 203H198V204H196ZM62 204H63V206H62ZM68 207H69V210L67 211ZM89 207H88V209H89ZM88 209H87V211H88ZM152 212L154 215L158 216V213H159L158 204H154ZM87 213L88 212H86V214ZM184 213H186V214H184ZM65 214H67L68 216ZM157 221H158V218H157ZM58 225L59 226L61 225V226L59 227ZM74 226H76V227H74ZM37 229H39V230L37 231ZM48 229L51 231H49ZM156 230L159 232L158 228ZM29 232L31 235L29 234ZM37 232L38 233L40 232V233L38 234ZM77 233H79V234H77ZM174 233H175V235H174ZM81 235H82V237H81ZM49 236H51L50 237L51 240L47 239V238H49ZM55 236H57V237H55ZM76 237H80L81 239L76 240ZM58 238H61V239L64 238V239L61 240ZM46 240H48V241H46ZM69 240L71 242L74 241L73 242L74 245H71L72 246L71 248L69 245V242H70ZM207 240H209V241H207ZM60 243H61V245H60ZM194 246H196V247H194ZM192 247H193V250H192ZM36 248H37L36 253H39V256H37V257L35 256L36 258H35V260H33L34 257H32L33 259L30 258L31 254H32L31 252H33L34 249H36ZM187 248L192 250V251H194L196 248V251L187 252V250H186ZM31 249H33V251L30 252ZM211 250H212V252H211ZM227 250H228V252H227ZM159 251H160V253H159ZM215 252L216 253L220 252V253H219V255L217 254L218 255L217 256ZM171 253L172 254L174 253V256H172ZM175 253H176L177 257L175 255ZM196 253H198V254H196ZM189 254H187V255H189ZM34 255H36V254H34ZM199 255L202 257H199ZM203 255L205 257H203ZM213 256H215V257H213ZM196 257H197V259H196ZM153 258H154V260H153ZM40 259H41V261H40ZM43 259H45L44 262H43ZM50 259H51V261H50ZM203 260H204V262H203ZM209 264H212V263L210 262Z\"/></svg>","mask_w":264,"mask_h":264}]
</instances>
